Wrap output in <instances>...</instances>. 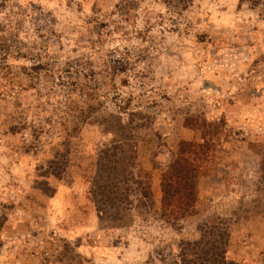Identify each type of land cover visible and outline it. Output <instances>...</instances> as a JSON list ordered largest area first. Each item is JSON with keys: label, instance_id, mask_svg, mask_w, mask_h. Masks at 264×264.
<instances>
[{"label": "rangeland", "instance_id": "rangeland-1", "mask_svg": "<svg viewBox=\"0 0 264 264\" xmlns=\"http://www.w3.org/2000/svg\"><path fill=\"white\" fill-rule=\"evenodd\" d=\"M201 146L194 215L161 176ZM204 147L208 150L204 155ZM264 0H0V264H173L203 225L264 264ZM129 159L150 210L103 208Z\"/></svg>", "mask_w": 264, "mask_h": 264}, {"label": "trees", "instance_id": "trees-1", "mask_svg": "<svg viewBox=\"0 0 264 264\" xmlns=\"http://www.w3.org/2000/svg\"><path fill=\"white\" fill-rule=\"evenodd\" d=\"M180 1V0H177ZM201 146L182 143L179 157L172 162L161 176V217L168 223L175 224L194 215L198 200L197 183L199 171L202 169ZM208 149L204 147V155ZM106 160L118 168L117 177L109 182L96 183L93 196L99 214L108 213L103 208H124L133 206L130 199L132 192L137 195L140 206L150 210L152 198L151 187L133 173L134 162L129 159ZM259 173L264 183V147L261 151ZM131 185V186H130ZM230 235L220 224L203 225L200 238L196 241H182L173 264H237L228 258Z\"/></svg>", "mask_w": 264, "mask_h": 264}]
</instances>
